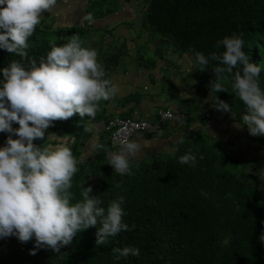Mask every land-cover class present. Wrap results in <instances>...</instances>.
I'll return each mask as SVG.
<instances>
[{
  "label": "trees",
  "instance_id": "obj_1",
  "mask_svg": "<svg viewBox=\"0 0 264 264\" xmlns=\"http://www.w3.org/2000/svg\"><path fill=\"white\" fill-rule=\"evenodd\" d=\"M115 11L105 0L93 1L84 24ZM144 19L146 26L169 41L175 51L191 58L193 76L208 86L215 74L211 68L197 70L193 50L206 56L221 52L222 46L215 47L217 41L233 33L240 35L243 51L261 68L259 83L264 90V0H149ZM86 33L83 27L53 29L48 24L38 25L28 40V56L39 62L51 50L53 38L57 46H62L73 34L82 39ZM14 59L19 57L0 49V69ZM224 87L227 92L215 93L212 106L215 108L218 97L241 121L245 106L232 92L230 82ZM104 106L94 118L81 119L75 114L67 121L54 122L49 128L55 137L34 143L51 148L67 146L78 160L88 124L108 119L103 114ZM8 135L0 132V143H6ZM191 136L172 154L148 156L131 165V174L112 170L104 151L79 166L72 182L73 202L81 199L80 191L86 182L90 184L89 177L100 175L98 184L105 193L101 207L107 208L109 202L123 197L122 219L129 230L110 238L106 245H97V227H90L78 233L71 245L61 247L57 258L47 264H264V242L260 240L264 212L252 181L240 176L245 167H227L237 162L217 152L205 137ZM102 144L111 148L104 131ZM189 152L196 156L195 166L178 162ZM124 247L137 248L139 256L117 259L112 249Z\"/></svg>",
  "mask_w": 264,
  "mask_h": 264
},
{
  "label": "clouds",
  "instance_id": "obj_2",
  "mask_svg": "<svg viewBox=\"0 0 264 264\" xmlns=\"http://www.w3.org/2000/svg\"><path fill=\"white\" fill-rule=\"evenodd\" d=\"M57 0H0V49L19 57L2 69L0 80V132L8 133L0 147V238L15 236L22 243L35 238L36 249L59 252L71 245L73 238L90 227H97L96 244L129 230L123 222V197L101 207L103 201L88 185L74 201L73 177L79 161L67 146L51 148L36 145L45 130L56 121H67L75 114L81 119L94 118L101 101L115 92L105 79L97 52L82 46L78 34L51 50L39 62L28 56V40L45 13H51ZM209 55L194 51L197 70L211 68L215 79L210 92H232L243 102L245 114L237 128L246 127L252 136H264V90L259 78L261 68L250 62L243 51L244 40L233 33L217 41ZM211 62H215L211 64ZM211 65V67H210ZM215 108L232 113L231 106L216 98ZM18 124V128H13ZM13 136L17 138H13ZM178 143H183L181 137ZM140 151L135 141L122 143L118 152L108 156V164L120 175L131 174V158ZM182 165L195 166L191 152L179 157ZM264 242V234L260 237ZM120 257L139 256L134 247L113 248Z\"/></svg>",
  "mask_w": 264,
  "mask_h": 264
},
{
  "label": "crops",
  "instance_id": "obj_3",
  "mask_svg": "<svg viewBox=\"0 0 264 264\" xmlns=\"http://www.w3.org/2000/svg\"><path fill=\"white\" fill-rule=\"evenodd\" d=\"M68 1L63 0L57 3L55 8H61L63 12L67 13L68 10H65V7ZM69 11L67 14L69 18L83 12L87 15L86 10ZM86 18H83V22L86 21ZM136 20L137 16L134 15V10H116L104 18L89 20V24L102 31L107 27L122 24H126L130 28V25ZM68 24H62L55 28L50 26V28L78 27L73 23ZM142 26L149 35L154 33L157 36L153 29L145 25V20ZM138 39L135 42V39L119 40L114 38L107 45V47H112L111 49L122 47L124 55L115 54L121 60L115 64L111 63L112 66L109 68L104 66L105 79L109 80L110 86L115 89L114 95L109 100L100 103V107L105 105L104 116L107 118L112 116L141 118L152 121L155 119L157 111L171 110L175 113H185L186 118L185 120L176 118L173 121H164L159 129L145 134H136L130 141L138 143L140 151L134 158H131V165L139 164L148 156L172 154L181 144L177 141L186 134L197 133L202 137H207L205 131L214 126L212 120L215 117L213 106L192 114L186 112L190 107L197 106L195 101L201 94L202 98L206 97L195 84L196 77L192 74L191 58L186 54L176 53L174 50L169 54L170 43L166 39L162 38L161 41L143 37ZM101 47L106 48L103 44ZM103 51L105 52V50L101 52L104 53ZM103 124V121L88 124L89 135L81 140L83 145L80 148L78 167L93 161L102 151L105 152V161L108 163L109 154L120 150V148H108L102 144ZM217 125L218 127L227 126V123ZM53 136L55 137V133H52ZM207 139L209 140L208 137ZM111 168L113 167L111 166ZM87 172L89 173V170ZM1 239L3 238H0L2 242Z\"/></svg>",
  "mask_w": 264,
  "mask_h": 264
},
{
  "label": "rangeland",
  "instance_id": "obj_4",
  "mask_svg": "<svg viewBox=\"0 0 264 264\" xmlns=\"http://www.w3.org/2000/svg\"><path fill=\"white\" fill-rule=\"evenodd\" d=\"M93 1L96 0H69L65 7V10H68L67 13L63 12L61 8L54 7L51 13L43 14L41 23L39 25L48 24V26L55 28L57 26H62V24L69 23L68 25H71V23H73V25L85 28L87 33L81 39L82 45L83 47L86 46L89 49H94L97 52L98 63L102 65L103 69L104 66H108L109 68L112 66V64H115L121 60L118 56H115V54L124 55L123 48L120 46L116 47L115 49H111L112 47H107L109 42H112L114 38H118L119 40L135 39V42L139 40L138 38L142 37L150 38L154 41H158L160 39L162 40L158 34L157 36L154 33L149 35L142 26V24L144 25L145 20L144 10L149 0H105L107 4L115 7L116 10H134V15L137 16V20L134 21L132 25H130V28L128 25L122 24L113 27H107L108 29L105 28L104 30L99 31L94 25L89 24L90 21H88L86 25L83 24V18H86L87 16L84 14V12L80 15L78 13L74 16H70V18L67 17V14L70 12L69 10H87ZM102 44L103 46H106V48L101 47ZM169 49V54H171L173 50L174 52L178 53V50L175 51L174 46L171 43L169 44ZM102 50H105V52L103 51L104 53H102ZM115 50L117 51L116 53ZM195 84L199 88L198 90H200L206 97L202 98L201 94V96L195 101L197 106H192L189 110H186L187 114L196 113L201 109L211 107L212 98L215 95L214 92H210V86H208L203 79H199L198 77L195 78ZM212 109L213 114L215 115L213 118L214 120H212L214 126L211 129H206L205 136H207L209 140L207 137L205 138L207 141H209L210 145L214 146L217 152H222L234 162H237L234 164H226L227 167L230 168L232 165L245 167V169L240 172V176L252 181L255 192L260 200L261 211L264 212V136H252L249 134L246 127L237 128L235 126L236 123H240L241 121H237L236 116L233 113L220 111L216 108ZM181 113L186 117L185 113ZM225 122L227 123V126L222 125L221 127H218L217 124H225ZM18 127V124H13V128ZM87 129L89 128L87 127ZM52 133L53 132L51 128H47L45 130V137L43 140L52 138ZM87 133L88 130L82 137L83 140L86 138ZM189 135H192L191 137H201V135H198L197 133H192L184 135L182 137L183 140L186 138L189 139ZM13 138L15 139L17 137L13 136ZM5 144L6 143H0V147H3ZM112 170L114 169L112 168ZM239 170H241L240 167ZM101 178L102 176L100 175H92L90 177L91 182L88 185L93 188L92 194L98 195L102 200L105 196V193L98 184ZM88 185L86 182L84 187ZM1 240L3 241H0V264H47L49 260H55L60 252V250L59 252H54L48 248H40L36 249L35 255L31 254V251L35 248V238L26 243L20 242L15 236L5 237Z\"/></svg>",
  "mask_w": 264,
  "mask_h": 264
},
{
  "label": "built area",
  "instance_id": "obj_5",
  "mask_svg": "<svg viewBox=\"0 0 264 264\" xmlns=\"http://www.w3.org/2000/svg\"><path fill=\"white\" fill-rule=\"evenodd\" d=\"M185 119L182 113H175L171 110H159L155 119H137L130 117L112 116L104 123L103 131L111 148H120L122 143L129 142L136 134H145L161 127L164 121L174 119Z\"/></svg>",
  "mask_w": 264,
  "mask_h": 264
}]
</instances>
